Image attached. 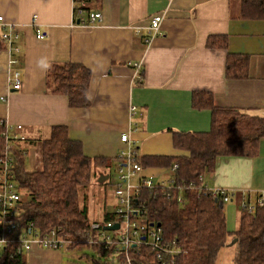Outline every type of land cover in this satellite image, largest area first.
<instances>
[{"label": "crops", "instance_id": "obj_1", "mask_svg": "<svg viewBox=\"0 0 264 264\" xmlns=\"http://www.w3.org/2000/svg\"><path fill=\"white\" fill-rule=\"evenodd\" d=\"M89 7L103 17L95 27L75 19L74 0H0V16L16 28L21 49L19 64L11 67L0 26V121L23 127L27 140L17 146L32 171L43 169L42 143L55 126H65L86 156L111 160L112 171L125 134L139 157L185 155L175 148L173 133L211 127V111L192 107L194 92L211 93L218 107L264 118V20L239 18L241 0H92ZM155 15L162 22L151 37ZM211 37H226L227 48H210ZM228 54L249 56L247 78H227ZM67 63L91 71L88 108H73L67 96L47 89L48 67ZM11 69L21 73L20 91L9 87ZM102 170L111 179V170ZM143 171L156 182L172 176L170 166ZM204 180L234 193L225 214L228 231L235 232L241 201L264 195V138L255 156L222 158ZM112 212L101 207L100 219L90 220L104 221ZM25 258L27 264H65L62 249L34 246Z\"/></svg>", "mask_w": 264, "mask_h": 264}, {"label": "trees", "instance_id": "obj_2", "mask_svg": "<svg viewBox=\"0 0 264 264\" xmlns=\"http://www.w3.org/2000/svg\"><path fill=\"white\" fill-rule=\"evenodd\" d=\"M86 0L87 10H90ZM239 18L264 20V0H241ZM226 37H211L210 48H227ZM249 56L228 54V79L248 77ZM91 71L81 64H51L47 70L46 86L54 94L65 95L73 108H88ZM192 107L211 111V127L207 132L174 134V146L185 155L178 157H139L141 167L156 164L159 167L179 165L174 178V189L156 187L143 189L139 201L145 208L149 226L161 225L165 242L176 245L179 254H164L158 259L148 243L135 245L128 252L130 264H218L224 249L235 250L234 264H264V208L249 214L240 208L239 228L227 229L225 204L209 194L181 192L177 187L198 183L200 177L213 173L222 158L253 157L264 138V118L249 116L239 110L221 108L208 92H194ZM6 124L0 121V158L6 150L3 136ZM13 145L16 174L24 203L20 229L34 222L42 235L59 230L69 241L67 249L89 245L91 227L88 197L81 202V189L88 190L98 169H111L107 158L85 155L82 144L70 139L65 126L51 129L43 141V169L29 171L22 149ZM180 198L182 201H180ZM113 219V214L106 220ZM235 242L232 246L231 244ZM96 253L94 264H128L126 254L115 255L113 245H89ZM0 264H27L25 252L17 243L6 247L0 255Z\"/></svg>", "mask_w": 264, "mask_h": 264}, {"label": "built area", "instance_id": "obj_3", "mask_svg": "<svg viewBox=\"0 0 264 264\" xmlns=\"http://www.w3.org/2000/svg\"><path fill=\"white\" fill-rule=\"evenodd\" d=\"M75 19L80 23H86L91 27L97 26L103 19L100 12L87 10L86 0H74ZM162 22L161 15H155L150 22V35L155 36L160 30ZM0 26L3 27L2 41L8 46V52L12 55L9 61L11 67L19 64L15 55L20 54L21 49L17 46L19 34L13 25L5 23L4 17L0 16ZM38 39H44L45 35L37 33ZM137 76L141 78V69L138 65ZM9 87L12 91H20L22 88V77L18 70L11 69L9 72ZM136 108L131 107V113H135ZM22 126L16 128L6 125L3 134L6 143L4 155L0 158V255L6 247L13 243L19 245L21 251L29 252L34 246L42 249L60 250L67 248L69 241L65 240L59 230H52L50 233L42 235L34 222H30L26 229H20V215L24 203V195L17 179L16 161L12 156L13 145L17 142H25L27 137L22 134ZM122 143L126 145L115 158L118 173L116 183V211L113 219L91 223L88 234L89 245H113L115 255L126 254L127 263L129 250L135 245L148 243L153 253L158 259H163V255L173 257L179 254L180 249L171 246L164 241L162 229L155 224L149 226L146 222V210L139 201L140 193L143 189H154L156 187L174 189V176L179 169V165L172 167L171 178L163 183L156 182L151 177L143 176V168L139 164V155L130 145L128 134L122 135ZM23 155L25 154L22 152ZM204 177H200L198 183L177 187L179 191H192L197 194H209L216 200H221L224 204L234 201V193L224 188H209L204 182ZM137 201V203H136ZM180 201L182 199L180 198ZM239 207L249 214H253L257 208H264V195L258 196L254 201L242 200ZM116 225L119 228L113 229Z\"/></svg>", "mask_w": 264, "mask_h": 264}, {"label": "rangeland", "instance_id": "obj_4", "mask_svg": "<svg viewBox=\"0 0 264 264\" xmlns=\"http://www.w3.org/2000/svg\"><path fill=\"white\" fill-rule=\"evenodd\" d=\"M236 1H239V0H236ZM26 167L29 171H32L30 165L28 166L27 164ZM110 170H111L110 171L111 179L106 180L104 183V186H101V183H98L100 176H103V174H100V172L103 170L98 169L96 171V177L92 181V184L89 187V190L81 189L80 191L81 202L84 201V198H86V196L89 198L88 199L89 209H90L89 216L91 220L100 219L101 207L103 208L107 207L108 211H113L112 213L116 211L115 190H116V183L118 181V173H117L116 164H115V168L113 169V171H112V168ZM106 196H107V200L105 199ZM234 202L235 200L231 203L225 204V207L226 205H230ZM239 210H240V207H239ZM62 250H63V255L65 258V264H94L93 260L96 258V253L89 245H81V246L76 247L75 249L63 248ZM234 254H235V250L233 247L224 249L219 256L218 264H234L233 263ZM114 264H118V263L115 262Z\"/></svg>", "mask_w": 264, "mask_h": 264}, {"label": "water", "instance_id": "obj_5", "mask_svg": "<svg viewBox=\"0 0 264 264\" xmlns=\"http://www.w3.org/2000/svg\"><path fill=\"white\" fill-rule=\"evenodd\" d=\"M108 178H109V176H105V177L102 176V177L99 179L98 182L101 183V184H103V183H105L106 180H108ZM136 203H137V201H136ZM157 227H161V225L158 224ZM118 228H119V225H116L113 229H116V230H117ZM234 244H235V242H233L231 245L233 246Z\"/></svg>", "mask_w": 264, "mask_h": 264}]
</instances>
